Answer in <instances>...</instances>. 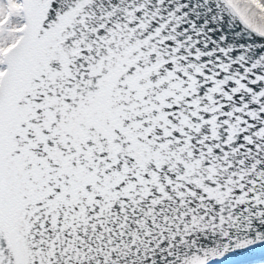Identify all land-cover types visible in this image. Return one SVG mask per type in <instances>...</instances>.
<instances>
[{"label": "snow or ice", "instance_id": "obj_1", "mask_svg": "<svg viewBox=\"0 0 264 264\" xmlns=\"http://www.w3.org/2000/svg\"><path fill=\"white\" fill-rule=\"evenodd\" d=\"M0 264H264V0H0Z\"/></svg>", "mask_w": 264, "mask_h": 264}]
</instances>
